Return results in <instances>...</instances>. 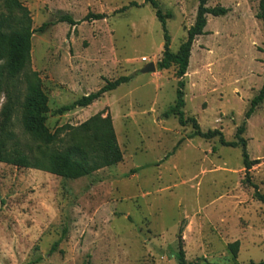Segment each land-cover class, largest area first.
<instances>
[{
	"label": "rangeland",
	"instance_id": "1",
	"mask_svg": "<svg viewBox=\"0 0 264 264\" xmlns=\"http://www.w3.org/2000/svg\"><path fill=\"white\" fill-rule=\"evenodd\" d=\"M18 1L35 30L30 69L48 99L49 132L77 127L103 111L111 116L122 161L77 180L0 163V264H178L179 231L189 263L264 261V204L252 186L264 194V102L243 134L249 158L259 160L249 184L240 147H224L217 137L190 139L191 124L164 116L175 104L178 79L174 66L157 68L164 31L145 0ZM157 1L163 13H172L166 30L175 53L199 2ZM259 1L207 3L227 13L207 16L206 34L195 39L183 78L184 118H195L203 132L220 130L229 142L264 83ZM1 14L7 15L2 0ZM88 14L106 18L85 20ZM64 16L77 23L61 22ZM148 63L156 71L141 74ZM6 66L5 55L0 70ZM121 76L128 82L90 106L59 112ZM25 93L23 75L0 79V114L11 107L14 141L35 153L21 122ZM235 241L233 258L228 246Z\"/></svg>",
	"mask_w": 264,
	"mask_h": 264
},
{
	"label": "trees",
	"instance_id": "2",
	"mask_svg": "<svg viewBox=\"0 0 264 264\" xmlns=\"http://www.w3.org/2000/svg\"><path fill=\"white\" fill-rule=\"evenodd\" d=\"M3 7L7 10V15H0V60L7 56V66L5 72L0 70V79L6 74L9 78L15 79L20 75L24 76L26 82V93L23 101L24 114L21 122L24 131L36 143L35 153H25L14 141V134L9 130L12 115L11 107L5 114H0V163L15 166L23 169H35L43 171L64 179L77 180L82 177L104 168L114 166L122 161V152L117 143L114 133L112 119L109 114L99 112L77 127H61L55 132H49L45 125L47 107V96L42 88V82L38 73L30 69L31 39L34 29L31 27L29 12L18 0H2ZM210 0H198L196 17L193 25L188 29L185 41L179 46L177 52L170 50V36L166 30V20L172 18L171 12L163 13L157 0H145L155 11L156 18L161 22L164 31V45L162 59L157 63L158 70H168L175 67V77L177 81L176 100L164 116L177 115L180 126L185 127L191 124L193 132L189 138L199 137L204 140L219 138V142L224 147L237 148L242 150L243 167L245 169V182L250 183L249 172L259 160L249 158L247 152V140L243 138L246 122L253 116L256 109L264 102V83L259 92L251 99L243 123L237 127L235 141H226L220 130H208L203 132L195 118H184L182 108L184 107V81L187 73L189 59L193 43L197 37L206 34L207 16L221 17L227 13V9L215 6L207 7ZM135 5V4H133ZM19 16H18V14ZM256 17L264 21V0L259 1V8ZM104 14H88L85 20H102ZM61 22L75 25L71 17L60 18ZM45 27V25L43 26ZM40 28V30L43 29ZM128 77H118L112 81H105V84L96 92L84 95L72 104L63 106L59 112H68L75 108H86L99 100L106 93L114 91L121 84L128 82ZM65 131L64 137L59 138V133ZM14 141L8 147V141ZM60 147L54 148L55 145ZM254 188V198L264 204V194L257 186ZM183 240L181 231L178 234L177 250L174 256L178 264H211L206 261L189 263L185 259L183 250ZM57 244L52 247L55 249ZM229 250L233 258L237 257L239 242L229 244ZM264 264V261L259 263Z\"/></svg>",
	"mask_w": 264,
	"mask_h": 264
},
{
	"label": "water",
	"instance_id": "3",
	"mask_svg": "<svg viewBox=\"0 0 264 264\" xmlns=\"http://www.w3.org/2000/svg\"><path fill=\"white\" fill-rule=\"evenodd\" d=\"M156 71V66L154 63H148L145 67L140 71L141 74H149Z\"/></svg>",
	"mask_w": 264,
	"mask_h": 264
},
{
	"label": "built area",
	"instance_id": "4",
	"mask_svg": "<svg viewBox=\"0 0 264 264\" xmlns=\"http://www.w3.org/2000/svg\"><path fill=\"white\" fill-rule=\"evenodd\" d=\"M142 61H146V58H143Z\"/></svg>",
	"mask_w": 264,
	"mask_h": 264
}]
</instances>
